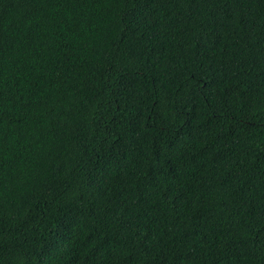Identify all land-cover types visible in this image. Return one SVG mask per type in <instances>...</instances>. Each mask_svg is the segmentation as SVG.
I'll list each match as a JSON object with an SVG mask.
<instances>
[{
  "label": "trees",
  "instance_id": "obj_1",
  "mask_svg": "<svg viewBox=\"0 0 264 264\" xmlns=\"http://www.w3.org/2000/svg\"><path fill=\"white\" fill-rule=\"evenodd\" d=\"M0 264H264V0H0Z\"/></svg>",
  "mask_w": 264,
  "mask_h": 264
},
{
  "label": "bare ground",
  "instance_id": "obj_2",
  "mask_svg": "<svg viewBox=\"0 0 264 264\" xmlns=\"http://www.w3.org/2000/svg\"><path fill=\"white\" fill-rule=\"evenodd\" d=\"M82 17V16H81Z\"/></svg>",
  "mask_w": 264,
  "mask_h": 264
}]
</instances>
